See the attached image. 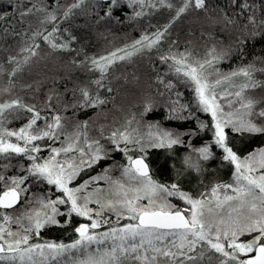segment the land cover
Listing matches in <instances>:
<instances>
[{"label": "snow or ice", "instance_id": "obj_1", "mask_svg": "<svg viewBox=\"0 0 264 264\" xmlns=\"http://www.w3.org/2000/svg\"><path fill=\"white\" fill-rule=\"evenodd\" d=\"M160 3L170 10L175 8V15L163 30L151 36L142 34L131 44L99 56L72 47L77 37L69 28H61L84 0L68 6L55 0L53 5L33 4L27 11H20L21 22L28 15L39 14L38 26L33 28L29 22L31 34L18 33L27 39L21 48L22 59L8 58V63L15 64L8 73L11 77L39 55L38 39L54 52L83 54L79 63L72 59L71 64L97 76L73 88L71 102L50 92L39 106L24 103L19 97L0 103V160L5 161L0 164V264H264V147L245 154L230 135L246 139L264 136V95L251 94L258 89L264 91V80L255 75L264 74V67L256 66V60L264 64V57L229 72L216 67L234 51L243 56L249 42L264 41V2L229 0L230 7L240 9L231 16L224 9L212 7L209 0H182L178 7L165 0ZM125 6L132 9L129 19L141 18L149 14L145 8L157 7L151 0H97L94 7L104 10L103 16L97 13V22L119 20L114 11ZM189 11L202 12L212 24L231 25L238 32L235 48L214 44L202 60L195 59L187 48L182 53L169 51L159 56L193 93L189 105L172 101L166 118H191L196 127L180 131L154 121L147 124L149 131L142 136L139 124L154 110L151 100L144 102L140 120L130 113L120 127L100 122L102 114L107 120L103 110L110 103L101 92H113L108 77L117 62L131 61L135 55L151 51L172 23ZM215 12L219 14L213 17ZM241 17L247 23H241ZM166 87L175 85L169 82ZM70 109L72 116L66 115ZM87 109L96 115L87 120L74 119ZM197 112L207 114L210 120H201L194 115ZM10 116H26V122L10 129ZM134 122L137 127H133ZM90 130L96 134L90 135ZM206 130L211 139L199 147L185 140ZM178 147L187 149L179 157ZM151 149L165 150L172 158L168 161L171 182L155 178L148 158ZM115 153L122 154L124 163L113 161L97 175L83 179L82 174L112 159ZM213 163L216 168L211 167ZM224 168L232 170L231 182L213 180L204 185L207 174ZM10 169L16 170L14 174L8 175ZM117 169L119 176L114 177ZM193 176L198 186L210 187V192L185 190L184 181ZM100 182L106 188L98 187ZM173 198L185 206L178 207L172 203ZM74 217L85 222L73 225ZM122 220L126 222L121 225ZM70 226L76 234L70 243L45 240L41 235L45 230ZM105 226L106 231H99Z\"/></svg>", "mask_w": 264, "mask_h": 264}, {"label": "trees", "instance_id": "obj_2", "mask_svg": "<svg viewBox=\"0 0 264 264\" xmlns=\"http://www.w3.org/2000/svg\"><path fill=\"white\" fill-rule=\"evenodd\" d=\"M54 2L55 0H0V103L19 97L24 103L39 106L50 92L61 95L63 101L71 102L73 100L71 91L73 88L87 83L90 78H96L97 74L86 73L76 65L71 64L72 59H76L79 63V60L83 58V54L76 56L75 53L70 52H54L39 39L37 40V43L40 44L39 55L33 57L28 64L24 65L15 77L8 74L15 67L14 63H8V58L13 56L22 59L24 55L21 48L25 46L27 38L18 33L29 31V34H31L28 29L29 22L32 23L33 28L38 26L37 16L39 14L28 15L24 17V22H21L20 11H27L33 4L47 3L53 5ZM73 2H78V0H59L62 6L71 5ZM151 2L155 3L157 7L155 9L145 8L144 11L149 14L141 18L129 19L133 15L132 9L125 6L114 11L113 15L119 17V20L107 19L97 22L99 18L97 13L99 16H103L104 10L94 7L97 0H84L82 7L76 9V14L70 21L62 23L61 28H69L73 35L77 37V41L72 47L82 48L89 56L106 55L117 48L131 44L136 39H140L142 34L151 36L158 29L163 30V26L172 20L175 15V8L170 10L163 7L160 0H151ZM167 2H171L178 7L182 0H165V3ZM262 2L264 0H249V3L260 4ZM209 3L214 8L224 9L230 16L240 11L238 7H230L229 0H209ZM16 5H19V8L15 7ZM5 12L8 13L7 16L4 15ZM218 14V12L212 13L213 17ZM239 19L241 23H247L246 19L242 17ZM259 19L260 13L257 12V20ZM237 35L238 32L233 26L225 27L221 23L212 24L202 12L189 11L187 14L182 15L172 23L171 28H169L158 46L151 51L135 55L131 61L117 62L108 77L113 92L111 94L104 90L101 92L102 96L109 97L110 103L103 110L107 114V120L103 119L102 114L99 118L100 122L113 127H120L124 124L126 117L130 118V113H135L137 120H140L139 113L143 110L144 102L151 100L154 102V110L148 113L139 124L142 136H146L149 131L147 124L154 121H159L162 127L168 129H178L180 131L194 129L196 123L191 118L188 121L168 120L166 118L168 109L173 106L172 101L189 105L192 102L193 93L189 87L177 79L174 73L169 71L168 65L163 63L159 56L161 53L166 54L169 51L182 53L187 48L192 52L195 59L202 60L214 44L218 48L228 45H233L235 48L234 41ZM256 57H264V41L249 42L243 48V56L234 51L231 56L225 58L216 67L221 72H229L247 65ZM256 66L258 68L264 67V64L256 60ZM255 75L257 79L264 80V74L257 72ZM157 78L163 80L164 83L158 82ZM10 80L12 81L11 86L9 84ZM169 82L173 83L175 87L172 89L167 88L166 85ZM177 92L181 94L179 97L176 95ZM251 94L259 97L264 95V91L258 89ZM112 97H115V99L111 100ZM53 104H56L55 96ZM57 107L59 106L57 105ZM66 115L72 116L71 109ZM95 115L94 110L87 109L79 112L74 119L87 120L90 116ZM194 115H198L201 120H210V117L204 113L197 112ZM9 119L11 123H8L7 127L10 129L19 128L26 122V116L21 119L10 116ZM133 127H137L136 122L133 123ZM95 134V131L90 130V135ZM230 135H233L245 154L256 148L264 147V136L246 139L231 133ZM210 139L211 133L207 130L197 137H185V140H190L197 147ZM56 146H59V144ZM186 151L187 149L178 147L176 156H182ZM148 158L151 161V167L155 171V178L161 182H171L173 173L168 167V161L172 158L166 155L165 150L151 149ZM113 161L124 163L122 154L115 153L112 159L101 161L92 170L82 174L83 179L97 175L102 168L108 167ZM3 163L5 161L0 160V164ZM12 163L15 164L16 161L13 160ZM177 165L179 166L178 161ZM211 167L216 168L217 164L213 163ZM2 171L3 169L0 168V172ZM15 171V169H10L8 175L14 174ZM231 171L229 168H224L207 174L204 178V185H210L213 180L224 183L231 182ZM112 175L114 177L119 176V170L114 171ZM204 185L198 186L195 176L184 181L185 190L210 192V187ZM33 191L42 192L44 189L34 188ZM172 201L177 200L173 198ZM177 206L184 207L185 205L181 201V205L177 203ZM17 208L20 209L21 205H17ZM111 220L114 222L115 216H112ZM79 221L78 218L74 217L73 225H77ZM123 223L125 221L122 220L121 225ZM13 227L15 228V225ZM41 235L45 240H56L58 242L62 240L65 243H70L76 238L71 226L67 229L45 230Z\"/></svg>", "mask_w": 264, "mask_h": 264}, {"label": "rangeland", "instance_id": "obj_3", "mask_svg": "<svg viewBox=\"0 0 264 264\" xmlns=\"http://www.w3.org/2000/svg\"><path fill=\"white\" fill-rule=\"evenodd\" d=\"M225 103H226V101H225ZM227 108V107H226ZM226 108H225V110H226ZM98 187H102V188H106V185L103 183V182H100V184L99 185H97ZM230 194V193H229ZM172 203H174V204H176L177 205V203H178V205H181V201H179V200H177V201H172ZM182 204H183V202H182ZM184 205V204H183ZM80 221L79 222H85V221H83L82 220V218H78ZM126 222V221H125ZM107 230V227H104V228H101V229H99V231H106ZM243 239V238H242Z\"/></svg>", "mask_w": 264, "mask_h": 264}]
</instances>
